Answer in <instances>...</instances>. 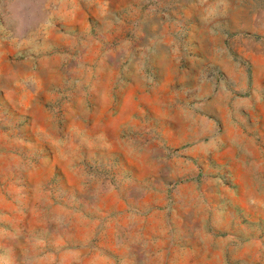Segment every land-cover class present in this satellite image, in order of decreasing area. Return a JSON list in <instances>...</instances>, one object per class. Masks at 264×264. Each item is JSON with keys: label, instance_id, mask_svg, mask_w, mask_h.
<instances>
[{"label": "rangeland", "instance_id": "rangeland-1", "mask_svg": "<svg viewBox=\"0 0 264 264\" xmlns=\"http://www.w3.org/2000/svg\"><path fill=\"white\" fill-rule=\"evenodd\" d=\"M0 264H264V0H0Z\"/></svg>", "mask_w": 264, "mask_h": 264}]
</instances>
